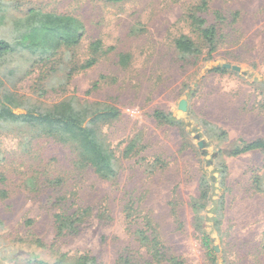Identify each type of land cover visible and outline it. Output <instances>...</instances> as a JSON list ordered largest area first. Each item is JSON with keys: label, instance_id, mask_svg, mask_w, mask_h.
<instances>
[{"label": "rangeland", "instance_id": "374dc122", "mask_svg": "<svg viewBox=\"0 0 264 264\" xmlns=\"http://www.w3.org/2000/svg\"><path fill=\"white\" fill-rule=\"evenodd\" d=\"M6 1L19 16L30 8L73 15L85 33L75 50H62L49 64L31 66V52L17 54L14 62L25 70L0 73V86L45 105L76 95L117 106L121 116L104 130L120 161L117 177L103 179L92 168L77 169L70 146L0 125V175L5 178L0 189L7 190L6 197L0 194V264H35L25 262L34 256L51 261L61 252H89L98 264H114L125 248L139 260H150L134 234L145 225V215L171 253L186 264H211L190 205L204 172L211 197L202 215L219 264H264V196L252 185L255 173L264 174V153L230 154L241 140L264 139V0H208L212 10L226 16V42L213 60L194 66L178 61L174 40L190 32L187 14L200 0ZM97 40L103 47L97 62L79 69ZM125 53L130 55L127 65L119 61ZM224 63L241 70L214 71ZM182 99L186 111L179 109ZM157 108L181 119L185 135L158 124ZM196 134L206 141L209 154L198 147ZM135 136L137 150L122 156ZM159 158L164 162L157 163ZM28 177L35 178V188L25 184ZM56 196H63V202L48 205ZM221 197L224 217L218 230L214 209ZM80 206H91L92 215L79 232L58 237L54 213ZM131 206L135 217L128 215ZM104 210L109 219L99 216ZM35 239L47 248L36 246Z\"/></svg>", "mask_w": 264, "mask_h": 264}, {"label": "trees", "instance_id": "16d2710c", "mask_svg": "<svg viewBox=\"0 0 264 264\" xmlns=\"http://www.w3.org/2000/svg\"><path fill=\"white\" fill-rule=\"evenodd\" d=\"M108 3H123L128 0H104ZM11 3L0 0V73L10 75L21 73L24 67L16 66L14 58L21 52H31L35 56L31 66L44 63L49 64L59 57L62 50H75L81 43L85 33L83 22L73 15L45 12L41 9L30 8L23 15H15ZM189 33H183L174 40L177 59L182 65L194 66L201 60H213L219 48L226 42V16L220 10H212L208 0H200L193 5L187 14ZM100 40L90 44L92 52L79 69L93 66L102 49ZM129 54H120V63L127 65ZM214 71H232L224 66L213 67ZM27 71V69H26ZM72 71L70 72L71 75ZM26 74V73H24ZM2 83L0 79V84ZM46 92L41 93L44 96ZM121 116V110L110 103L90 101L80 96L71 95L52 104L32 100L30 97L11 91L0 86V125L17 127L24 136L28 133L33 137L46 136L70 146L75 158L74 166L77 169L92 168L101 178L114 180L119 172L118 150L111 142L104 130ZM158 124L177 127L185 135L182 120L172 112L157 108L153 112ZM139 146L137 136L131 138L124 149L122 156H131ZM260 150L264 153V139L251 141L241 140L231 150L232 156H238L250 151ZM164 162L160 158L157 163ZM222 172L227 170L225 164L219 165ZM0 179L5 180L3 175ZM51 184L58 183L50 180ZM53 182V183H52ZM25 184L35 188L37 182L34 177H28ZM253 187L264 196V174L255 173L252 177ZM211 181L204 172L199 179V195L191 200L194 213V227L199 233L201 244L206 250L211 264H219V257L212 247V238L206 231L205 210L211 197ZM1 197L7 196L6 189H0ZM64 200L63 196H56L47 201L50 206H57ZM214 221L218 230L224 217V201L221 197L216 201ZM130 216H134L133 207H130ZM91 206H80L74 212L56 211L54 223L56 234L62 237L66 234L79 232L87 218L92 215ZM130 212V211H129ZM102 219H109L111 215L106 210L99 213ZM145 225L136 227L134 234L141 246L150 256V260H139L128 248L118 256L114 264H186L180 256L170 252L163 241L156 224L150 216L143 217ZM38 247L47 248L41 239H35ZM25 262L35 264H98L96 256L89 252L69 254L59 253L54 260H45L39 256L25 259ZM226 264V262H223Z\"/></svg>", "mask_w": 264, "mask_h": 264}, {"label": "water", "instance_id": "95a60500", "mask_svg": "<svg viewBox=\"0 0 264 264\" xmlns=\"http://www.w3.org/2000/svg\"><path fill=\"white\" fill-rule=\"evenodd\" d=\"M223 66H224V67H227V68H232V69L235 70V71H240V70H241V67L238 66V65H232V64H229V63H224ZM207 70H208V69H206L205 71H207ZM202 75H203V74H201V75L199 76V78L196 80L195 85H197V84L199 83L200 78L202 77ZM193 90H194V89H192V90L190 91V93H192ZM179 109H181V110H183V111H186V110H187V100H186V99H182V100L180 101ZM195 138L197 139V145H198V147L202 149L203 153H204L205 155L209 154V151L206 149V141H205L203 138L200 137V134H196V135H195ZM216 154H217V153H214L213 156H215ZM214 249H215V251H217L216 248H214Z\"/></svg>", "mask_w": 264, "mask_h": 264}]
</instances>
